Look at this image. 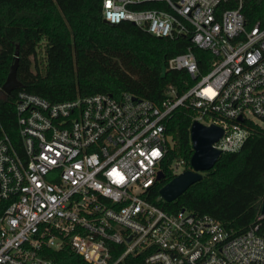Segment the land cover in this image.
<instances>
[{
  "label": "built area",
  "instance_id": "obj_1",
  "mask_svg": "<svg viewBox=\"0 0 264 264\" xmlns=\"http://www.w3.org/2000/svg\"><path fill=\"white\" fill-rule=\"evenodd\" d=\"M140 1L103 0L102 16L157 37L190 33L212 55L208 70L191 48L171 57L168 67L193 82L179 95L168 88L160 103L128 92L50 102L17 90L15 139L0 123V264H55L43 249L65 248L88 264L128 256L142 264H264L259 222L234 233L208 214L168 213L148 199L174 146L166 123L178 106L192 107V122L221 127L213 143L221 152L243 146L244 121L264 123V16L249 24L245 0L128 7ZM186 169L184 159L168 165L174 176Z\"/></svg>",
  "mask_w": 264,
  "mask_h": 264
},
{
  "label": "trees",
  "instance_id": "obj_2",
  "mask_svg": "<svg viewBox=\"0 0 264 264\" xmlns=\"http://www.w3.org/2000/svg\"><path fill=\"white\" fill-rule=\"evenodd\" d=\"M103 0H0V87L5 82L18 51L16 77L21 87L0 97V123L12 139L16 137L13 98L17 90L59 102L95 93L118 96L124 92L160 103L168 88L181 94L192 80L184 70L168 67V60L188 48L201 72L208 70L212 55L196 47L189 34L157 37L130 21L107 23L102 16ZM136 10L166 9L157 0L128 4ZM246 21L264 16V0H245ZM33 59H32V58ZM166 74L160 76L162 66ZM191 106H178L166 123L174 141L164 176L148 199L168 213L186 209L208 214L234 233L255 222L264 234V218L257 221L264 199V127L243 124L250 136L237 151H224L202 178L173 201L159 198L160 188L174 175L168 165L184 159L190 167L193 153L190 126ZM55 264H88L68 248L43 249ZM124 264H142V257L128 256Z\"/></svg>",
  "mask_w": 264,
  "mask_h": 264
},
{
  "label": "water",
  "instance_id": "obj_3",
  "mask_svg": "<svg viewBox=\"0 0 264 264\" xmlns=\"http://www.w3.org/2000/svg\"><path fill=\"white\" fill-rule=\"evenodd\" d=\"M105 22H107L105 20ZM109 23V22H107ZM18 64V51L15 52V60L10 66L9 73L5 82L0 87V97L10 95L13 90L21 87V82L16 77V69ZM166 74V67L161 68L160 76L163 78ZM241 120V117L238 118ZM222 135V129L218 125H204L198 121H193L190 126V140L193 153L190 158L191 169L175 175L169 182L163 185L159 194L164 201H173L181 193H183L189 185L200 180L202 173L213 167L221 150L213 147V143ZM163 177V173L159 172L158 179ZM264 213V199L260 208Z\"/></svg>",
  "mask_w": 264,
  "mask_h": 264
},
{
  "label": "rangeland",
  "instance_id": "obj_4",
  "mask_svg": "<svg viewBox=\"0 0 264 264\" xmlns=\"http://www.w3.org/2000/svg\"><path fill=\"white\" fill-rule=\"evenodd\" d=\"M32 58V57H31ZM33 59V58H32ZM256 122H258L260 125L264 126V123L258 119H256Z\"/></svg>",
  "mask_w": 264,
  "mask_h": 264
}]
</instances>
